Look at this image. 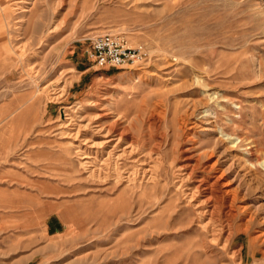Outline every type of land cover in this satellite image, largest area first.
Listing matches in <instances>:
<instances>
[{"label": "rangeland", "instance_id": "obj_1", "mask_svg": "<svg viewBox=\"0 0 264 264\" xmlns=\"http://www.w3.org/2000/svg\"><path fill=\"white\" fill-rule=\"evenodd\" d=\"M105 34L143 58L97 65ZM115 119L132 156L95 154ZM211 164L227 241L185 194ZM239 263L264 264V0H0V264Z\"/></svg>", "mask_w": 264, "mask_h": 264}, {"label": "bare ground", "instance_id": "obj_2", "mask_svg": "<svg viewBox=\"0 0 264 264\" xmlns=\"http://www.w3.org/2000/svg\"><path fill=\"white\" fill-rule=\"evenodd\" d=\"M132 124L133 123H131V125ZM97 129L103 135L102 136V142L100 143V147L102 150L99 149L100 151L98 150V152H95V154L103 153L104 151L106 152V149H108L110 147H111V150H108L106 152L109 157L111 155L114 156L117 154V158H121V157H125L128 155L132 156L137 152V150H138L137 140L133 136V134L131 132V128L128 127L127 124H126V126H123V124H121L120 120L115 119L112 123H110L109 125H107L105 127L99 125V127ZM157 149H160V143H158L154 149L152 148V150H154L153 152L155 155H158ZM141 160L142 159H137V160L135 159L133 163H138ZM195 161H196V163L192 164L190 158L186 159L187 163L183 166V168L185 170L189 171L187 174L184 175V177H186V179H187V177H191L193 175L194 171L196 170V168L198 166H200V164H201L200 160L196 159ZM133 167L135 168L134 173L140 169L141 170L143 169L142 174L144 176L153 173V168H147V167L143 166L139 169L137 164H133ZM217 168H216V164L208 165L206 167V169L204 170V172L207 174V176L198 181V184L194 190L192 189L190 193H185V194L188 197V202L191 205L194 204L198 200L199 197H203V200H202L203 205L210 204V206H208V209H206V210L204 209L205 212L201 211L202 214L209 213V216H207V217H209V220L204 224V226L206 227L209 224L213 225V222L216 223L215 221L217 219V216H219L218 221L221 222V224H220L221 227L219 229V231H220L219 233L226 232L225 234H227V235H225L226 236L225 241H227L233 235V233L231 232V229H232L231 228V224H232L231 220L235 217L233 204H234L236 198L234 196L235 194L234 195L232 194V192L228 188L227 182H225V180H224V173L219 172V171H217L219 173L215 172V169H217ZM186 179H184V180H186ZM150 180H151V178H150ZM201 224H202V222H201ZM215 232H217V231H215ZM219 238L220 237H218L217 235H212L211 240L215 242V241H218Z\"/></svg>", "mask_w": 264, "mask_h": 264}, {"label": "built area", "instance_id": "obj_3", "mask_svg": "<svg viewBox=\"0 0 264 264\" xmlns=\"http://www.w3.org/2000/svg\"><path fill=\"white\" fill-rule=\"evenodd\" d=\"M88 52L93 61L102 67L136 64L145 54L142 48L130 47L124 38L112 34L92 38Z\"/></svg>", "mask_w": 264, "mask_h": 264}]
</instances>
